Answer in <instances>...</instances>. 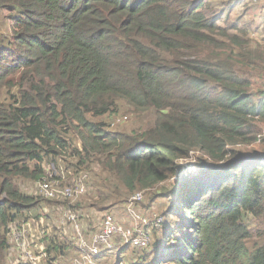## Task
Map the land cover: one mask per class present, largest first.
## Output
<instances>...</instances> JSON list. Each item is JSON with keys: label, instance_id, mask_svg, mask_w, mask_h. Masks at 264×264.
Returning <instances> with one entry per match:
<instances>
[{"label": "trees", "instance_id": "1", "mask_svg": "<svg viewBox=\"0 0 264 264\" xmlns=\"http://www.w3.org/2000/svg\"><path fill=\"white\" fill-rule=\"evenodd\" d=\"M201 9V0H0L11 32L7 41L0 33V264L8 226L41 212L54 230L44 239L50 260L74 249L58 232L65 202L27 195L17 181L35 184L52 165L87 173L86 194L97 185L106 208L120 191L111 179L130 195L153 189L193 151L195 175L157 193L168 197L158 202L167 205L163 236L142 249L115 239L97 264L125 249L140 253L130 259L136 264H264V232L253 236L245 223L264 215V79L252 87V72L264 73L255 69L264 46ZM126 107L154 109L153 125L106 131ZM259 135L261 148L239 151ZM95 164L108 176L92 177ZM115 202L120 210L110 215L124 229L157 215ZM89 214H81L85 227Z\"/></svg>", "mask_w": 264, "mask_h": 264}, {"label": "rangeland", "instance_id": "2", "mask_svg": "<svg viewBox=\"0 0 264 264\" xmlns=\"http://www.w3.org/2000/svg\"><path fill=\"white\" fill-rule=\"evenodd\" d=\"M190 2L197 3L199 0H189ZM201 3L204 6V9H201L205 15H209L212 18H214L217 23L221 26L226 23H233L235 24L240 30H244L247 33V38H249L250 41L254 44L262 45L264 46V0H201ZM8 12L4 11L0 13V33L4 37V39L7 41L11 35L10 32V22H3V17L6 15ZM260 62V61H259ZM257 62V67L255 68L256 70H262L264 72V65H260V63ZM253 73V78H252V87L256 90L260 84L258 83V76H260V79H264V73L259 74V72H252ZM128 109H131L129 107H126V109H123L122 112H120V115H116L109 123L108 126L105 128L106 131H114V130H120V131H138L142 132L144 130H147L150 128L156 118V112L154 109L150 108L144 112H139V113H134L132 111H127ZM113 121V123H112ZM258 134L261 133L264 135V122L258 123ZM114 129V130H112ZM263 135L257 136L260 138H257V140L253 143V145H248V146H239L237 147L238 149H241L239 151H247L249 149L253 148H261L260 143L262 142V137ZM74 144V146H78L80 144L79 139L76 138L75 136L71 135L69 138ZM196 156H199L196 152H190L189 156L187 158H183L179 160V171H177L176 175L172 178H168L167 181L161 183L158 187H155L153 189H148L145 191H141L142 195V200L136 204V207L143 212V213H152V214H161V212L166 209L165 205L160 206L158 202L160 201L159 199L162 197L164 199H168L167 196H160L157 193H163V189H166L169 184L172 182H176L177 180H180L181 178L188 176L192 177L196 173V168L194 165V162L196 161ZM63 162V161H62ZM101 165L100 164H95L94 169L92 168V173L91 176L93 177L94 174L97 175V177H105L108 176V174H102V171L100 169ZM102 174V175H101ZM71 176H74L70 178ZM76 174L69 175V179L75 178ZM78 177V176H77ZM90 177V176H89ZM186 177V178H188ZM113 183L118 185L120 187V191L118 195H113L110 197L109 201L106 203H103L105 206L102 205V202L100 201V197L97 191L98 186H92V184L89 185L88 189V194H85L77 199L75 202L72 204L78 203L80 205V208H83V211H80V213H84V211H89L92 213V215H86L87 219H92V221H89L86 225L84 226L85 223L81 222L82 228H85L87 230L92 229L94 231L99 230V221L98 219L100 216L104 213H111L116 210H120V205L119 202H115L117 197H120L123 199H126L127 201L133 196L130 195L119 183L115 181V179H111ZM183 181V179L181 180ZM17 184L23 191V193L27 195H33L34 197L38 196V184L37 182L34 184L32 181H23V182H18ZM114 185V187L116 186ZM113 188V185L112 187ZM115 189V188H114ZM44 202V201H42ZM62 202V201H61ZM46 203H42L44 206ZM66 204V203H64ZM101 208H105L102 210ZM40 208H39V213H40ZM124 210V207H123ZM27 213V212H26ZM108 215V214H107ZM85 216V217H86ZM28 219H26L27 221ZM246 225H248L251 233L253 236H256L258 232H264V215L256 218V217H249L245 220ZM58 224V223H57ZM45 227L48 229H51V223L49 220H46L44 222ZM59 225V224H58ZM62 229L59 230L58 232L61 234V238L67 242L66 246L67 247H74V249H70L69 253L67 256H64V260L67 263H62L63 264H69L71 260L75 257L76 253V247H77V242L73 238V233L71 229L68 227H62ZM91 233V232H90ZM90 234L87 232L85 235V239L89 237ZM154 236L160 237L163 236L159 234V232L155 231L152 235V238L154 239ZM45 245V240L41 241ZM7 254V264H8V252ZM140 253H137L135 251H132L130 249H125L123 253L120 255V259H115V257L110 258L109 262L106 264H136L134 262H131L132 257H137ZM51 256H54V253H51ZM74 256V257H73Z\"/></svg>", "mask_w": 264, "mask_h": 264}, {"label": "built area", "instance_id": "3", "mask_svg": "<svg viewBox=\"0 0 264 264\" xmlns=\"http://www.w3.org/2000/svg\"><path fill=\"white\" fill-rule=\"evenodd\" d=\"M113 123V122H112ZM73 172L60 166L58 169L52 165L48 167L44 175L37 181L38 195L46 200L65 202L57 210V223L62 227H68L77 242V255L69 264H97L98 256L103 252L109 253L114 250L115 239L123 241V244L135 248H146L152 241L155 231L160 232L163 224L161 215L153 217L136 216L131 227L124 229L117 224L112 215L108 214L102 218L99 230L90 233L85 239V228L81 225V214L73 207V202L82 197L86 192L84 181L88 174L75 176L69 179ZM74 176H71L72 178ZM141 193H135L129 199L130 210L141 199ZM44 213L38 219L15 221L7 229L8 237V264H63L61 261L50 260L51 256L46 252L41 241L50 236V232L44 225ZM150 228L143 226L150 221ZM53 231V228H51ZM7 264V260H6Z\"/></svg>", "mask_w": 264, "mask_h": 264}, {"label": "clouds", "instance_id": "4", "mask_svg": "<svg viewBox=\"0 0 264 264\" xmlns=\"http://www.w3.org/2000/svg\"><path fill=\"white\" fill-rule=\"evenodd\" d=\"M40 217H41V213H40ZM43 220H44V215H43ZM53 232H54V230H53ZM7 233V232H6ZM6 237H7V235H6ZM50 237V236H49ZM45 239V238H44ZM43 239V240H44ZM7 244H8V237H7ZM44 245V244H43ZM45 246V245H44ZM8 248H9V244H8ZM7 248V249H8ZM7 252H8V250H7ZM6 260H7V254H6ZM6 260H5V264H6Z\"/></svg>", "mask_w": 264, "mask_h": 264}]
</instances>
